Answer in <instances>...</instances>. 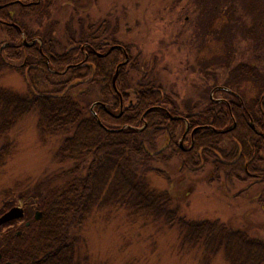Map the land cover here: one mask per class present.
Returning a JSON list of instances; mask_svg holds the SVG:
<instances>
[{
	"label": "rangeland",
	"instance_id": "1",
	"mask_svg": "<svg viewBox=\"0 0 264 264\" xmlns=\"http://www.w3.org/2000/svg\"><path fill=\"white\" fill-rule=\"evenodd\" d=\"M209 3L213 7L218 0H210ZM221 4L225 3L222 1ZM49 5L48 15L38 19L33 15L21 18L20 24L26 28L28 36L46 37L44 33L54 32L51 36L55 35L62 45L69 47L67 39L74 30L83 28L90 33L101 27V31L114 32L117 45L123 49L129 47L128 54L125 52L127 57L123 55L119 59L122 63L127 61L121 68H125L123 72L128 83L137 84L144 77L156 80L164 93L170 95L184 113L188 111L187 107L203 109L211 102V97L216 100L227 98L229 103H235L238 95L245 100L246 106L252 108L255 103L257 108V103L262 102L264 88L249 82L233 87L232 96L217 90L212 95L211 92L213 88L223 86L231 74L223 64L228 58L231 67L247 63L263 69L264 64L258 58L264 57V46L257 47L258 39L251 40L246 31L249 28L247 24L250 27L252 25L248 14L255 10L247 12L246 7L251 9L252 5L260 6L258 16L251 19L256 18V22L264 21V0H235L234 6L238 9L235 10L236 19L233 17L235 22L232 30L237 25L238 28L234 34L221 39H217L215 35L221 36L220 31L225 24L230 25L229 17L223 16L224 10L216 16L207 11L210 8H205L204 11L198 0H51ZM220 7L222 9L224 6ZM13 9L17 19L20 10ZM238 18L242 23L237 22ZM7 40V31L0 27V59L11 61L9 57L10 54L14 55L11 47L14 44L8 45ZM17 54L21 55V52ZM229 54L231 56H227ZM83 58L84 56L80 57L79 61ZM216 58L224 62L219 61L218 67L208 65ZM22 61L23 59L12 61L13 67H0V89L19 95L28 94V71L23 75L17 70ZM38 80L46 91L54 89L53 86L43 83V79ZM83 90H86L85 86L75 89L72 94L83 108L84 115L93 117L91 105L102 100L87 91V96H91L87 104L85 99L78 98ZM124 92L128 93L126 104L129 105V102L134 101L133 91L128 89ZM110 106L112 111L115 110ZM215 106L216 112L222 109L230 116L226 105L218 103ZM241 110L236 108L235 111L238 113ZM118 112L117 110L112 113ZM234 119L236 120L235 117ZM38 122V112H30L15 122L8 135L0 138V154L5 153L4 159H0V212L4 210L5 202L13 200L17 202L14 207L24 210L26 202L14 195L22 190L32 193L25 197L29 200L35 198L34 202L44 198L53 188L64 185L65 174L76 166L73 162H59L55 158L59 147L72 136L74 130L55 134L47 131L43 133L39 131ZM183 123L186 133H180L177 144L180 146L184 137L183 143L186 144L183 145L186 151H190V132L194 135L195 132L190 129L188 121L184 120ZM99 124L108 132L123 131V128L110 124L105 126L101 120ZM145 126L144 124L138 129L143 130ZM165 147L163 136L157 141L155 153L162 152ZM223 147L229 153L231 146L225 144ZM169 156L170 153L163 162H151L150 171H146L144 165L136 164L135 167L140 172L146 171L144 175L152 190L171 196V207L180 216L190 221L218 222L264 242V184H260L262 177L259 174L261 171L264 173V151L256 156L254 163L257 167L255 174L260 179H250L243 174L238 178H228L225 174L218 176L213 172L214 157H207V163L206 159L202 161L201 158V164L184 169L178 155ZM28 215L26 211L24 219L9 222L7 224H11L8 227H1L0 236L8 230L6 228L19 233L21 226L28 221ZM71 233L72 236L78 235L81 238V252L93 264H229L223 251L213 256L196 247H182L180 231L177 229H169L163 223H155L141 216H132L128 210L117 204L93 210L82 226L74 228ZM1 259L0 257V264H5Z\"/></svg>",
	"mask_w": 264,
	"mask_h": 264
},
{
	"label": "trees",
	"instance_id": "2",
	"mask_svg": "<svg viewBox=\"0 0 264 264\" xmlns=\"http://www.w3.org/2000/svg\"><path fill=\"white\" fill-rule=\"evenodd\" d=\"M2 1L6 2V0H0V4H3ZM209 1L198 0V4L204 7V11L205 8H210L207 11H211L210 14L214 16L224 10L223 16L229 17L231 21L230 25L226 23L220 31L222 35H215V37L221 39L226 35L234 34L235 29L238 28L237 25L232 30L235 22L233 17L236 14L235 10L238 9L234 6L235 0H218L213 7L209 5ZM222 1L226 5L221 4ZM47 2L50 4L51 0H41L39 5L16 7L20 10L19 17L33 15L38 19L45 14L48 15L50 5ZM220 5L224 7L219 9ZM257 6L252 5L251 9L246 7L247 12L255 10L248 14L252 25L250 27L247 24L249 28L246 31L251 40L258 39L256 45L259 47L264 46V21L256 22V18L251 19L253 16H258L260 6ZM240 20L238 18L237 22L242 23ZM22 28L28 33L25 27ZM100 29L101 27L95 32L91 31L92 33L86 32L83 28L74 30L70 33L67 43L76 47L69 51H67L69 47L62 45L55 35L51 36L54 32L44 33L46 34V37L42 35L45 41L44 56H40L35 50L27 52L26 68L34 67L29 69L26 75L28 94L19 95L10 90L0 89V138L8 135L20 117L30 112H38L40 132L47 131L55 134L64 130H74L72 136L59 147L55 158L59 162L70 161L76 164L72 171L65 174L64 185L53 188L48 195L44 194L45 197L37 202L33 201L35 198L29 200L25 197L32 193L24 190L18 195L14 193L15 198L19 197L26 202L24 210L25 213L26 211L29 213V219L26 218L28 221L21 226L23 230L21 228L18 231L19 236L17 231L14 232L9 228H6L8 230L0 236L2 262L4 261L5 264H93L89 257L81 252V238L78 235L72 236L71 232L74 228H80L93 210L117 204L120 208L128 210L132 216H141L155 223H163L169 229H177L180 231L182 247H196L213 256L223 251L229 264H264L263 241L251 238L245 232L233 230L218 222L187 220L171 207V196L165 192L158 193L152 190L144 175L146 171L152 170L151 162H163L169 153V157L178 155L182 159L184 169L201 164V158H207L210 153H218L222 159L216 160L213 165L218 176L222 174L228 178L232 176L238 178L242 174L247 176L244 169L246 161L252 162L249 166L250 172L256 173L254 163L259 152L264 151V139L255 134L246 121H241L245 118L242 110L238 113L235 111L236 108H240L237 100H234L232 107L238 123L234 131L218 134L203 129L195 134L194 147L190 151H183L177 142H179L180 133L184 132V123L181 120H171L168 114L160 109L152 108L160 106L167 109L170 114L186 117L191 130L207 125L216 130H225L231 125L228 113L226 114L222 109L216 112L217 106L211 102L201 110L187 107L188 111L184 113L177 102L164 93L156 80L144 77L142 81L131 85L130 80L128 83V79H125L123 72L125 68H121L117 86L125 102H127L128 93L124 91L132 89L134 101L129 104L131 107H128L120 118H113L101 110L98 111L99 118L105 126L110 124L116 128H123L121 132H108L94 117L84 115L83 108L74 99L72 93L75 89L85 86L86 90L79 93V99H85L88 104V99H91V96H87L89 91L98 100L110 103L113 109H118L119 100L112 88V77L120 63V57L123 56L122 51L115 49L104 58L92 55L88 66L69 67L80 59L81 45L89 44L97 51L104 52L118 44L114 39V32L108 33ZM8 34L15 39L18 37V33L12 29ZM225 40L228 42L227 39ZM128 48H125L127 52ZM13 52L14 55L10 54L9 57L11 61L7 60L10 63L22 58V55L17 54L19 51L13 49ZM48 60L56 73L49 71L46 64ZM221 60L216 58L208 65L218 67V62ZM258 60L264 64V57ZM223 64L231 73L223 83L224 87L233 89L244 82H249L264 88V65L263 69L247 63L231 67L229 58ZM5 65L8 63L3 58L0 59V67L3 68ZM67 67L69 70L60 74ZM26 68H17V70L24 75ZM40 78L43 79V83L53 86L54 89L46 91L39 83ZM261 101V105L257 103V108L255 103L254 108L248 107V109L255 120L256 128L264 134V97ZM149 109L152 111L145 115L142 121V116ZM144 124L145 129L139 130L138 128ZM163 136L166 147L156 154L157 141ZM225 144L231 146L229 153L228 149H222ZM240 153L242 157L237 159ZM4 157L5 153L2 152L0 159L3 160ZM235 160H237L235 164H231ZM88 162L89 166L86 167ZM136 164L146 166L147 170L140 172L138 167H135ZM259 174L262 177L260 184H264V173L261 171ZM40 190L39 188L41 194ZM16 203L14 200L5 202V208L0 215L14 207ZM31 205L35 208L32 209ZM36 211L42 213L40 221L33 217ZM26 223H29V226Z\"/></svg>",
	"mask_w": 264,
	"mask_h": 264
},
{
	"label": "flooded vegetation",
	"instance_id": "3",
	"mask_svg": "<svg viewBox=\"0 0 264 264\" xmlns=\"http://www.w3.org/2000/svg\"><path fill=\"white\" fill-rule=\"evenodd\" d=\"M3 3V1H2ZM41 4V0H6V2H4L3 4H0V27H2L3 29H5L7 31V43L8 45L9 44H14L12 49L14 50H17V51H20L21 52V55H22V58L23 61L21 63V65L18 67V68H21V69H25L26 66H27V61H28V53H25V52H28V50H35L37 51V53H39L40 56H44V51H43V48L45 46V41L43 40L42 38V35H35V36H28L26 34V31L24 30V28H22L20 22L21 21V17H18L17 16V19L15 18V12H14V9H11V8H16V7H29V6H32V5H39ZM4 11H7L6 13ZM4 15H3V14ZM15 30L17 33H18V37L17 39H15V37H10V35L8 34L9 33V30ZM76 46H71L69 45V48H67V51H69L71 48L72 49H75ZM115 49H119L122 51L123 55L126 56V49H123L120 45H113L111 47H109L106 51L104 52H99L97 51L96 49H94L91 45L89 44H84V45H81L80 47V57H83L84 58L82 59V61H79L77 60V62L74 64V65H71L69 67H79L81 68L82 66H88L90 63H89V60H90V56H96V57H99V58H104V57H107L108 55H110ZM2 51V49L0 50V52ZM128 54V52H127ZM8 63V61H6ZM122 62H120L117 66V68L120 66ZM47 66H48V69L50 72L52 73H56V71H54V69L50 66V61L48 60L46 62ZM9 66L13 67L11 65V63L9 62L8 63ZM69 67L65 68V70L63 72H60V74H64L66 73L68 70H69ZM123 67V66H122ZM117 68L114 72V75L116 74V71H117ZM29 69H34L33 66H29V68H26V72L29 70ZM121 70V68H120ZM120 70H119V74H120ZM114 75L112 77V88H113V91L115 93V95L117 96L118 100H119V108L114 110V111H119L117 114H114L112 113L113 111L109 108L111 107L109 103H106V102H103V101H97L95 103H93L91 105V108H90V111L92 113V116L95 118V120H101L99 118V114H98V111H103L105 112L106 114L110 115L111 117H116V118H120L124 112L128 109V107H130L131 105H127L126 102L124 101L123 99V95L120 91V89L118 88L117 86V80L119 78V75H118V78L116 79V88H114L113 86V78H114ZM219 88H222V89H219ZM216 90L218 92H223V93H226L230 96L234 95V92L232 89L228 88V87H224V86H221V87H215L213 88L212 92H211V95L216 92ZM237 98L235 100H237L240 108L242 109V114L245 118V120H241L242 122L246 121V123L250 126V128L255 132V134H257L258 136H260L262 139H264V134L260 132L259 129L256 128L255 126V120L250 112V110L248 109V106H246L245 104V100L243 98H241L240 96H236ZM227 98H221L219 100H216L214 98L211 97V103H216L215 105H218V103H223L224 105L227 106L228 108V111L230 112V121H231V125L229 128L225 129V130H216L214 129L213 127L207 125V126H204V127H198V128H194V132L195 134L203 129H207V130H211L215 133H218V134H225V133H230L232 131H234L237 127H238V123H237V120L234 119L235 115H234V112L232 113L233 109V105H234V102H230L229 103V100H226ZM133 102V100L131 102H129L130 104ZM99 104V105H96V104ZM261 102H259L260 104ZM261 105V104H260ZM152 109H160L161 111H163L164 113L168 114L169 118L171 120H181L182 122L184 120L188 121V119L184 116H177V115H174V114H170L168 112L167 109H164L163 107H160V106H156L155 108H152ZM152 109H149L145 112V114L142 116L141 120H144V117L145 115H147L150 111H152ZM234 115V117L232 115ZM236 118V117H235ZM189 123V122H188ZM198 129V130H197ZM186 133V130H184L183 134ZM190 136H191V141H190V149H192L194 147V134L192 133V131L190 132ZM183 140V142L185 141L184 140V137L181 139V141ZM180 141V143H181ZM179 143V142H178ZM184 145L186 143H183ZM184 145H180V149L183 150V151H186V148L184 147ZM224 148V147H223ZM262 152V151H260ZM259 152V153H260ZM210 157H214L215 161L216 160H219V159H222V156H220L218 153H210L209 154ZM208 156V157H209ZM242 157L241 153L239 155L238 158ZM206 159V161H205ZM209 161L208 158H203L202 161H205L206 163ZM215 161L212 162V165H214ZM237 160L233 161L231 164H235ZM250 163L252 162H249V161H246L245 163V166H244V169H245V174L247 175V177H249L250 179H256V178H261L260 176L256 175L255 173H251L250 172V169H249V166H250ZM214 168V167H213ZM255 168L257 169V167L255 166ZM213 172H215L213 170Z\"/></svg>",
	"mask_w": 264,
	"mask_h": 264
},
{
	"label": "water",
	"instance_id": "4",
	"mask_svg": "<svg viewBox=\"0 0 264 264\" xmlns=\"http://www.w3.org/2000/svg\"><path fill=\"white\" fill-rule=\"evenodd\" d=\"M126 57H127V55H126ZM126 63H127V61L123 62L117 68L116 74L114 75V78H113V86H114V88H116V79H117V77L119 75V70ZM219 89H222V88H219ZM96 105H99V104L97 103ZM98 122H99V120H98ZM181 145H183V140L181 141ZM23 217H24V210H23V208H21V207H14L10 211H8L7 213H5L4 215H2L0 217V228L3 225H5V224H7V223H9L11 221H14V220H17V219H21ZM35 218H36V220H40L42 218V214L40 212H37ZM7 264H9V263H7Z\"/></svg>",
	"mask_w": 264,
	"mask_h": 264
}]
</instances>
